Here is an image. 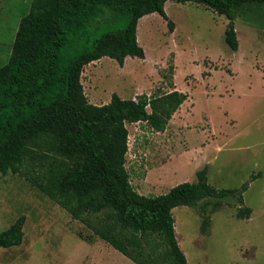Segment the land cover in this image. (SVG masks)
Wrapping results in <instances>:
<instances>
[{"label": "rangeland", "instance_id": "1", "mask_svg": "<svg viewBox=\"0 0 264 264\" xmlns=\"http://www.w3.org/2000/svg\"><path fill=\"white\" fill-rule=\"evenodd\" d=\"M167 1L175 31L157 12L140 18L137 41L145 58L129 56L125 69L112 58L100 59L89 85L83 70L85 95L99 105L113 92L124 98L173 88L185 92L187 100L164 131H153L143 121L126 123L130 182L140 194L159 195L177 183L195 181V171L205 164L207 182L216 188L248 182L243 193L251 208L248 218L236 216L239 204L232 197L219 200L215 211L214 198L194 207L180 205L172 209L175 238L179 245L178 222L186 264V252L190 264H264V3L242 5L234 20L238 48L232 51L224 39L223 14L193 1ZM29 6L30 0H0V66ZM38 155L24 163V174H0V232L25 216L21 244L0 247V264H137L32 182L42 174L41 161H51ZM205 215L210 219L202 232ZM86 216L96 226L107 221L103 214ZM136 241L140 245L130 248L133 254H155L158 264H168L159 235Z\"/></svg>", "mask_w": 264, "mask_h": 264}, {"label": "trees", "instance_id": "2", "mask_svg": "<svg viewBox=\"0 0 264 264\" xmlns=\"http://www.w3.org/2000/svg\"><path fill=\"white\" fill-rule=\"evenodd\" d=\"M166 1L30 0L9 57L0 66V174H24L22 166L35 154L50 158L47 164L41 161L42 174L32 182L137 264H158L155 254L140 258V253L136 256L130 250L139 247L137 238L149 234L162 238L168 264H186L175 238L172 209L177 206L194 207L214 198L211 210L215 211L221 206L219 200L232 197L239 204L238 218L251 213L243 201L248 182L239 188H216L207 182V164L195 171V181L177 183L159 195H143L132 186L125 168L126 123L143 121L153 131H164L187 99L185 92L173 88L140 94L136 100L113 92L107 103L99 105L87 100L81 77L88 63L109 57L122 66L128 56L145 58L137 41L140 18L157 12L173 31L174 23L164 10ZM174 1H193L223 14L227 18L224 39L232 51L238 48L234 20L242 5L264 3ZM90 214H103L107 221L96 226L87 220ZM209 219L203 216L202 232ZM24 222L25 216L20 215L0 232V247L21 244Z\"/></svg>", "mask_w": 264, "mask_h": 264}, {"label": "crops", "instance_id": "3", "mask_svg": "<svg viewBox=\"0 0 264 264\" xmlns=\"http://www.w3.org/2000/svg\"><path fill=\"white\" fill-rule=\"evenodd\" d=\"M167 4H168V1H166L165 2V4H164V10H165V13H166V15L168 16V18H169V15H168V7H167ZM174 23V22H173ZM174 31H175V24H174ZM129 57V56H128ZM128 57H126L125 59H124V63H123V65L122 66H120L118 63V67L120 68V69H125V67H126V61H127V59H128ZM104 58V57H103ZM103 58H101V59H103ZM100 59H98V60H95V61H92V62H90V63H88L85 67H84V69H86V77H87V82H88V85H89V83H91L92 81H93V79H95L96 77H97V72H98V70H97V67L94 65L95 63H97V61H99ZM114 61L116 62V60H114L113 59V63H114ZM83 75H85V73H84V71H82V77H81V82H82V84H83V88H84V92H85V85H84V82H83ZM89 89H90V87H88ZM175 89V88H174ZM171 91V90H170ZM119 96H120V94H118ZM121 97V96H120ZM121 98H124V97H121ZM94 100V99H93ZM100 100V99H99ZM98 100V101H99ZM101 100H104V103H107L109 100H110V97H109V99L107 98V100H105V99H101ZM187 100V99H186ZM185 100V101H186ZM184 101V102H185ZM183 102V103H184ZM103 103V104H104ZM183 103L181 104V106L183 105ZM95 104V103H94Z\"/></svg>", "mask_w": 264, "mask_h": 264}, {"label": "bare ground", "instance_id": "4", "mask_svg": "<svg viewBox=\"0 0 264 264\" xmlns=\"http://www.w3.org/2000/svg\"><path fill=\"white\" fill-rule=\"evenodd\" d=\"M138 40L140 41L141 40V32H140V29L138 28ZM177 221V220H176ZM175 230H176V236H177V239H178V242H179V245L180 247L182 248V250H184L185 246H184V243L183 241H181V232L179 230V225H178V222H175ZM183 237V236H182ZM184 239V238H183ZM187 258H188V263L187 264H190V258H189V254L186 252L185 253Z\"/></svg>", "mask_w": 264, "mask_h": 264}, {"label": "built area", "instance_id": "5", "mask_svg": "<svg viewBox=\"0 0 264 264\" xmlns=\"http://www.w3.org/2000/svg\"><path fill=\"white\" fill-rule=\"evenodd\" d=\"M132 99H133V100H136V97H133Z\"/></svg>", "mask_w": 264, "mask_h": 264}]
</instances>
